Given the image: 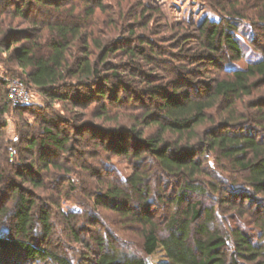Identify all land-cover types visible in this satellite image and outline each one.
<instances>
[{"label": "trees", "instance_id": "16d2710c", "mask_svg": "<svg viewBox=\"0 0 264 264\" xmlns=\"http://www.w3.org/2000/svg\"><path fill=\"white\" fill-rule=\"evenodd\" d=\"M59 1L0 0V23L10 26L0 38V51L13 49L9 62L28 69L22 77L11 76L23 80L31 92L33 87L39 89L47 99L76 108H88L89 104L96 103V115L102 118L109 117V105L122 106L137 95H144L149 104L130 121L131 125L122 124L113 131L104 128L103 132L97 130L96 133L105 137L104 141L108 138L102 145L105 151L132 158L136 164L149 162L178 183L172 200L175 212L162 227L147 215L135 216L144 202L140 205L131 200L129 193L136 192L146 199L149 195L144 186L146 172L136 170L125 188L114 185L100 193L95 202L108 201L110 208L144 225V252L150 256L159 250L162 257L150 263L147 258L125 254L101 242L94 264H238L239 260L246 264H264V96L251 100L249 106L256 111V129L237 126L246 120V116L238 114L239 102L264 86V59L234 64L245 56L240 39L232 33L238 29L235 22L222 25V22L206 21L196 32L176 37L174 43L179 45L175 49L180 52L174 55L160 46L165 41H153L150 35L134 32V27L126 30L136 38L134 42L128 38L119 42L89 37L83 34L84 28L80 25L41 22L36 11L44 7L59 9ZM104 1L100 0L95 8L88 5L89 15H94L96 9H104ZM137 1L140 10L132 16L134 23H141L147 29L158 10ZM224 11L228 18H248L237 6L224 8ZM259 19L264 21V15ZM17 20L33 26L14 29L12 24ZM45 27L54 37L43 42ZM120 56L126 60L112 61ZM167 59L170 62H166ZM220 62L229 64V73L223 77L191 78L196 73L206 74L209 65L219 66ZM118 91L124 94L119 96ZM28 107L11 106L7 84L0 77V264L45 260L70 264L53 249L35 241L39 232L45 239L54 235L52 213L24 184L44 189L46 182L41 171L51 179L55 177L52 170L58 171L60 176L56 173V179L60 183L71 168L66 162L46 161L44 156L31 163L23 160L22 155L15 162L8 156L11 142L5 136L6 115L10 110L20 112ZM217 109L227 112L219 123L213 115ZM43 122L46 140L41 144L36 138L19 141L15 156L20 153L19 145L24 143L21 151L32 155L36 147L40 153V149L50 146L68 155L70 162L76 149L74 142L77 147H86V130H95L88 121L73 124V133L82 137L76 140L71 131H54L47 120ZM151 127L156 130L147 134ZM208 154L214 157L217 168L237 174L230 187L225 188L224 204L238 212V200L241 205L247 203L263 209L262 216L256 220V230L249 229L241 220L251 210L231 216L233 224L217 228L214 208L205 211L199 200L192 201L194 196L221 191L216 184L219 179L216 172L209 170ZM41 155H44L42 151ZM202 217L204 221L200 222ZM75 238L80 241L77 235Z\"/></svg>", "mask_w": 264, "mask_h": 264}, {"label": "rangeland", "instance_id": "374dc122", "mask_svg": "<svg viewBox=\"0 0 264 264\" xmlns=\"http://www.w3.org/2000/svg\"><path fill=\"white\" fill-rule=\"evenodd\" d=\"M99 1L60 0L61 7L59 9L40 8L36 11V16L46 25L49 22L80 25L84 28L83 34H88L89 37H97L103 40L111 39L119 42L123 41L124 38L134 42L136 38L131 37V33L126 32L130 27H134V32L150 35V39L153 41L155 39L165 41L164 45L160 46H165L174 55L180 52L175 49L178 44L177 42L174 43L176 37L196 32V29L206 21L222 22V25L227 24V22H231V24L235 22L238 29L236 32L232 31V33L240 39L245 48V56L234 64L244 65L248 59H264V21L259 19V16L264 15V0H141L145 6L158 10L154 13L153 20L149 23L147 29L142 27L141 23H134L135 19L132 17L140 10V7H138L139 1L126 0L118 2L105 0L104 9H96L95 14L90 16L87 6L91 5L95 8ZM233 6H237L248 18L243 20L228 18L227 11H224V8ZM148 16L146 19H149ZM128 22L131 24H128ZM32 26L31 23L23 20H17L12 24L14 29H24ZM8 28L10 26L0 23V38L5 35L4 32ZM43 30V42L54 37L46 27ZM77 45L81 46V43H77ZM183 46L187 47L186 43ZM12 50L9 52L0 51V77L3 80L5 77L13 78L12 74L22 77L28 71V69H21L9 62ZM122 58L124 57L112 58V61L119 62ZM124 60L126 59L124 58ZM166 62L170 61L167 59ZM180 62H183V59ZM228 66V62H220L219 66L212 64L206 69V74L196 73V76L191 78L194 80H209L212 77L221 78L229 73ZM32 89L33 101L29 104L28 109H23L20 112L10 110L6 115L8 125L4 130L7 141L12 143L13 138L16 136L18 137L17 143L23 139L26 141L36 138L37 143L41 144L42 141L46 140L43 133V120H47L51 124L50 128L54 131L58 129L71 131L73 138L76 137V140H79L81 135L73 133V124L78 125V122L88 121L93 123L95 129L86 130L85 134L87 135H84L86 147H77L76 142H74L76 149L73 151L74 156H72L70 162L68 161V155L58 152L50 146L40 149L44 155H41V151L40 153L37 151L38 147L35 148V153L31 155L21 151V148H24V143H22V145H19V155H14V157L10 153L8 154L13 162L17 161L21 155L23 160L30 163L34 162L35 158L40 160L41 156H44L46 161L53 159L61 163L66 162L71 168L70 172L65 174V179L60 183L56 179V173L57 176H60L58 171L52 170L55 174L53 179H51L52 177H46V172L41 171V176L46 182V188L44 189L42 187L36 188L30 183L24 184L25 187L34 192L36 197L38 196L41 201L43 200L45 206L52 213L54 235L45 239L39 232L35 241L39 244L42 243V246L53 249L65 257L70 264H94L95 258L99 254L98 250L102 246L99 244L101 242H104L107 247L113 246L125 254L147 258L150 263L157 262L162 257L161 251L158 250L150 256L144 252L142 237V233L146 229L144 225L110 208L108 201H104L102 204L95 202L97 196L105 192L110 186L116 185L125 188L132 173L140 170L146 172L144 186L148 188L149 195L143 200V197L136 192L129 193L131 200L139 203L144 202V205L136 211L135 216L147 215L154 222L160 223L162 227L175 212L176 208L172 200L177 194L178 183L149 162L136 164L132 158L105 151L102 145L108 141V138L104 141L105 137L96 133L97 130L103 132L104 128L107 131H113L119 129L122 124L131 125L130 121L145 110L149 104L147 98L144 95H137L131 99L129 104L122 106L109 105V117L102 118L96 115V103L89 104L90 107L88 108H76L72 104L47 99L39 89L34 87ZM122 94H124L122 91H118L119 96ZM259 96H264V86L256 90L252 96L245 97L242 102H239L238 114L246 116V120L240 121L241 123L239 122L237 126L256 129V111L249 109V106L251 100ZM104 101L108 104L107 99H104ZM123 106H126V109L121 108ZM213 115L216 123H219L227 115V112L224 113L221 112V109H217L213 112ZM242 123L245 125H240ZM45 124L47 125V123ZM155 130L156 127H151L147 129V134ZM209 156L210 154L207 155V157ZM213 158L211 155L208 161L209 170L216 172V176L219 178L216 179V184H219L221 191L217 193L209 192L206 196H194L192 201L199 200L205 211L214 208L216 213L214 226L217 228L233 224L231 216L251 210L241 220L245 222L244 225H247L249 229L256 230V220L262 216L263 209L259 210L256 205L251 207V204L247 203L241 205L238 200L237 207L240 209L238 212L224 204L222 200L227 195L225 188L230 187V183L234 182L237 174L233 171L226 172L225 169L220 167L217 168L214 165ZM49 175H51V172L48 173ZM124 208H126L125 205ZM203 221L204 217L200 219V222ZM9 223L10 221L6 225H9ZM76 235L80 238V241H77ZM25 264L56 263L52 260H45L27 261ZM238 264L246 263L239 260Z\"/></svg>", "mask_w": 264, "mask_h": 264}, {"label": "built area", "instance_id": "2783aa9c", "mask_svg": "<svg viewBox=\"0 0 264 264\" xmlns=\"http://www.w3.org/2000/svg\"><path fill=\"white\" fill-rule=\"evenodd\" d=\"M4 80L7 84L8 100L13 108L24 107L32 103V93L23 80L17 77H5ZM17 141L18 137L15 136L8 147V151L12 156L17 154Z\"/></svg>", "mask_w": 264, "mask_h": 264}]
</instances>
